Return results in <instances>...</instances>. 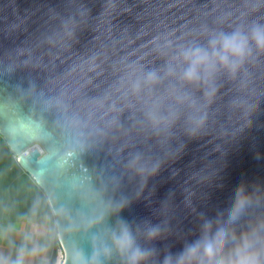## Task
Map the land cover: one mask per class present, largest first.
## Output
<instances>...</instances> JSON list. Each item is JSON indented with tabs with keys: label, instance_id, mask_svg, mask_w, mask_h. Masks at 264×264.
Wrapping results in <instances>:
<instances>
[{
	"label": "water",
	"instance_id": "water-1",
	"mask_svg": "<svg viewBox=\"0 0 264 264\" xmlns=\"http://www.w3.org/2000/svg\"><path fill=\"white\" fill-rule=\"evenodd\" d=\"M248 4L0 0V135L44 191L65 264L93 251L103 227L91 223L101 210L96 192L105 200L129 196L120 215L131 222L166 219L168 234L153 242L162 257L191 240L205 203L227 202L239 182L264 191V41L247 50L235 74H218L195 136L184 132L189 109L175 102L169 79L132 88L134 69L162 68L177 46L205 43L206 30L243 25ZM255 6L264 8V0ZM169 110L178 112L173 135L158 132L148 116ZM137 153L138 164L161 161L144 182L130 166ZM261 215L264 201L241 217L237 233Z\"/></svg>",
	"mask_w": 264,
	"mask_h": 264
},
{
	"label": "clouds",
	"instance_id": "clouds-1",
	"mask_svg": "<svg viewBox=\"0 0 264 264\" xmlns=\"http://www.w3.org/2000/svg\"><path fill=\"white\" fill-rule=\"evenodd\" d=\"M247 20L243 25H235L231 30H206L205 43L188 42L177 46L169 62L162 68L143 66L134 69L138 72L132 84L134 91L142 85H159L169 79L170 94L177 104L189 109L184 132L195 136L204 126L206 112L217 92V76L221 72L231 76L235 74L241 59L254 44L264 41V8L256 7L255 0H249ZM197 90L200 95L197 96ZM154 127L159 132L173 135L171 127L178 112L169 110L167 114L148 113ZM180 147H183L181 142ZM179 150V149H178ZM137 153L130 166L141 176L142 182L155 174L161 161L138 164ZM101 204V210L91 223L102 225V230L93 237L91 255L81 254L76 264H108L118 257L120 264H264V215L249 222L246 229L236 231L237 222L249 209L264 201V191L259 186L249 191L243 182L237 183L225 199L218 198L214 206L205 203L201 223L192 231L191 240L173 253L165 250L163 256L153 243L163 239L169 232L166 219L152 222L143 219L131 222L122 215L121 210L130 203L129 196L115 193L107 200L102 191L95 193ZM191 202L189 201V204ZM195 211V208L192 209ZM114 216L109 224L107 219ZM30 237L15 249V255L0 252V264H28V258L36 256L42 249L35 243L29 247ZM228 244V247L225 245Z\"/></svg>",
	"mask_w": 264,
	"mask_h": 264
},
{
	"label": "trees",
	"instance_id": "trees-1",
	"mask_svg": "<svg viewBox=\"0 0 264 264\" xmlns=\"http://www.w3.org/2000/svg\"><path fill=\"white\" fill-rule=\"evenodd\" d=\"M10 206L11 221L33 219L52 214L44 191L24 172L4 139L0 141V218ZM61 245L57 239L50 264H63ZM62 254V255H61Z\"/></svg>",
	"mask_w": 264,
	"mask_h": 264
},
{
	"label": "crops",
	"instance_id": "crops-1",
	"mask_svg": "<svg viewBox=\"0 0 264 264\" xmlns=\"http://www.w3.org/2000/svg\"><path fill=\"white\" fill-rule=\"evenodd\" d=\"M10 206H8L0 218V252L15 255V249L24 241L25 235L30 237L26 241L29 247L37 244L42 251L36 256L28 258V264H50L55 252L57 228L52 214L11 221L9 218Z\"/></svg>",
	"mask_w": 264,
	"mask_h": 264
},
{
	"label": "built area",
	"instance_id": "built-area-1",
	"mask_svg": "<svg viewBox=\"0 0 264 264\" xmlns=\"http://www.w3.org/2000/svg\"><path fill=\"white\" fill-rule=\"evenodd\" d=\"M14 158L16 159V162L18 163L19 161H20V159L17 157V156H15L14 155ZM19 164V163H18ZM25 172V171H24ZM33 178V177H32ZM38 185V184H37ZM53 216V218L55 219V215L53 214L52 215ZM57 228V227H56ZM59 241V240H58ZM60 243V242H59ZM61 245V244H60ZM61 249H62V247H61ZM61 253H64V251H63V249H62V252ZM62 255V254H61ZM64 256H65V253H64ZM64 256H62V260H63V258H64ZM65 258H66V256H65ZM65 258H64V261H65ZM58 264V263H57Z\"/></svg>",
	"mask_w": 264,
	"mask_h": 264
},
{
	"label": "bare ground",
	"instance_id": "bare-ground-1",
	"mask_svg": "<svg viewBox=\"0 0 264 264\" xmlns=\"http://www.w3.org/2000/svg\"><path fill=\"white\" fill-rule=\"evenodd\" d=\"M64 258H65V256H64ZM67 260V259H66ZM66 260L65 261H63V264H65L66 263Z\"/></svg>",
	"mask_w": 264,
	"mask_h": 264
},
{
	"label": "rangeland",
	"instance_id": "rangeland-1",
	"mask_svg": "<svg viewBox=\"0 0 264 264\" xmlns=\"http://www.w3.org/2000/svg\"><path fill=\"white\" fill-rule=\"evenodd\" d=\"M1 139H3V138H2V136L0 135V141H1Z\"/></svg>",
	"mask_w": 264,
	"mask_h": 264
}]
</instances>
